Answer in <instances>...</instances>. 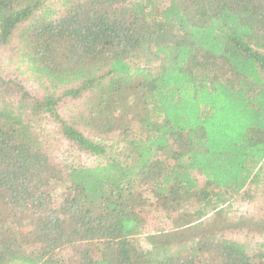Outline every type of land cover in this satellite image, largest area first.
<instances>
[{
  "label": "trees",
  "instance_id": "obj_1",
  "mask_svg": "<svg viewBox=\"0 0 264 264\" xmlns=\"http://www.w3.org/2000/svg\"><path fill=\"white\" fill-rule=\"evenodd\" d=\"M49 1L0 0V264H264L230 217L264 196V0Z\"/></svg>",
  "mask_w": 264,
  "mask_h": 264
},
{
  "label": "rangeland",
  "instance_id": "obj_2",
  "mask_svg": "<svg viewBox=\"0 0 264 264\" xmlns=\"http://www.w3.org/2000/svg\"><path fill=\"white\" fill-rule=\"evenodd\" d=\"M60 1L59 0H50L48 2V5L54 8L56 11H58L59 14L63 13L64 9H62L60 6ZM13 70L10 67V65L7 63V60L4 58L2 54H0V74L4 76H10L12 74ZM24 84L30 91H35V86L32 83L30 74L27 73L26 77L23 79ZM66 107H62L60 109L61 116L64 117L66 114ZM118 135L113 134L111 135L108 139L105 140V144L107 145V150L109 153L114 154L117 149H119L120 145H116ZM104 144V145H105ZM49 156L52 162L56 165L59 164H64L65 161L67 162L65 157L61 156V152L63 149V142L60 141L58 138L56 139L54 136L50 138L49 142ZM65 161H64V160ZM79 162V160H78ZM80 162L83 164H86L87 166H97L100 164H103L105 162L104 158H101L100 156H93V157H80ZM60 166V165H59ZM193 179L199 184L202 185L204 183V179L201 175H199L196 172L191 173ZM264 214V196L260 198L258 201L254 203H241V202H233L231 203V214L230 217L233 219H245L250 216L258 217V215ZM148 231H143L142 235H146ZM143 239V238H141ZM142 245H143V240H142ZM58 256L63 259L69 258L71 256V251L70 250H62L58 252Z\"/></svg>",
  "mask_w": 264,
  "mask_h": 264
}]
</instances>
